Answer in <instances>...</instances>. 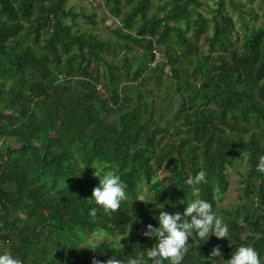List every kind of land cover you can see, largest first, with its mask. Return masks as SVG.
<instances>
[{
  "label": "trees",
  "instance_id": "1",
  "mask_svg": "<svg viewBox=\"0 0 264 264\" xmlns=\"http://www.w3.org/2000/svg\"><path fill=\"white\" fill-rule=\"evenodd\" d=\"M69 1L0 0V254L22 264L135 257L155 243L142 233L159 227L160 210L183 213L195 199L186 181L203 170L200 198L229 237L189 238L182 264L230 259L242 244L264 264V26L249 28L239 0H214L210 17L200 0H90L120 24L103 40L76 19L105 17ZM244 157L241 202L225 207L227 168ZM93 168L127 184L118 212L89 200ZM217 245L223 256L210 258Z\"/></svg>",
  "mask_w": 264,
  "mask_h": 264
},
{
  "label": "clouds",
  "instance_id": "2",
  "mask_svg": "<svg viewBox=\"0 0 264 264\" xmlns=\"http://www.w3.org/2000/svg\"><path fill=\"white\" fill-rule=\"evenodd\" d=\"M95 169L94 176L98 178V186L93 187L89 200L94 201L104 212H118L122 202L127 201V184L114 172H101ZM258 172L264 173V155L259 157L257 164ZM206 172L201 170L194 177H189L186 183L193 186L192 195L195 199L187 202L183 213L170 214L163 209L154 219L159 221V227L152 224L146 226L143 236L153 239L155 243L147 250L141 251L135 257L126 260L108 258L101 261L93 258L92 264H182L185 255L189 251V238H198L204 242L210 236L217 239H228L229 227L223 222V218L214 211L212 204L200 198V188L196 187L206 182ZM185 203L184 200L178 204ZM164 208V207H163ZM90 216H96V208L91 209ZM220 246L213 247L209 254L210 258L222 257ZM214 264H262L259 253L251 245H240L235 252L231 253L230 259H220ZM0 264H22L9 250L0 254Z\"/></svg>",
  "mask_w": 264,
  "mask_h": 264
},
{
  "label": "rangeland",
  "instance_id": "3",
  "mask_svg": "<svg viewBox=\"0 0 264 264\" xmlns=\"http://www.w3.org/2000/svg\"><path fill=\"white\" fill-rule=\"evenodd\" d=\"M202 2L201 7L198 9V11H201L205 14V16L210 17L212 15L213 9H214V0H200ZM238 1V0H237ZM238 2L244 3V6H241L242 9L246 12H250L253 14V16H249L248 14L245 15V20L249 25V28L254 26H264V0H239ZM67 6L72 7L73 11L78 12L80 9H82L85 13L89 14L92 11H96L99 13V15H103L105 17L104 24H101L99 21L98 23L89 24L86 23L84 20H82L80 17L76 19L77 25L87 32H92L96 34L100 39L107 40V39H116L114 35L108 31L106 27L111 28H119L120 24L117 18L104 13V10L101 6H94L90 2V0H70L67 3ZM228 14L235 19L236 21V27L237 30L240 31V34H242L243 26L238 22V11L232 10L227 5ZM256 14V17L254 18V15ZM65 21H69L67 18ZM190 34V33H189ZM117 51V50H116ZM112 53H114L112 51ZM116 59L119 58L122 55V52L115 53ZM141 54V51H138V55ZM112 58L110 55L109 59ZM160 58V57H158ZM153 64V63H152ZM164 73H167L170 75L169 68L166 67L164 69ZM150 76L151 73H148ZM153 85L152 79H149V86H147V90H151ZM166 85H170V80L166 76L162 77V84L159 87H155L154 91L160 94L163 92ZM173 91V90H172ZM12 145H17L16 142L10 141ZM249 164L246 161V158H235V161L232 166H229L227 168V178L229 181V188L225 194V200L222 202L225 207H232L236 203L241 202V193L243 191V179L244 176L248 170ZM161 175H164V173H161ZM146 188H144L145 192ZM79 241L81 243H94L96 242L97 238H89L88 240L85 239V237L79 233L78 235Z\"/></svg>",
  "mask_w": 264,
  "mask_h": 264
}]
</instances>
